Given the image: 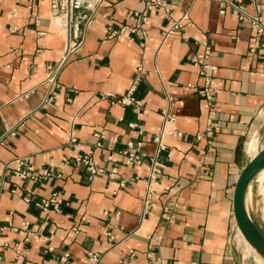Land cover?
Returning a JSON list of instances; mask_svg holds the SVG:
<instances>
[{
  "label": "crops",
  "instance_id": "0c3cea01",
  "mask_svg": "<svg viewBox=\"0 0 264 264\" xmlns=\"http://www.w3.org/2000/svg\"><path fill=\"white\" fill-rule=\"evenodd\" d=\"M146 1H104L64 61L66 36L49 0H0V264H90L89 253L96 264H239L234 189L264 147V47L250 51L255 30L215 0H168L175 16L192 18L168 36L164 13ZM135 10L148 15L145 35L108 36L131 26ZM260 11L264 20V0ZM204 42L213 49L208 79L195 64ZM207 84L209 108L199 92ZM130 90L139 107L116 102ZM165 109L174 120L164 125ZM163 126L172 133L159 151ZM130 144L145 153L140 165L125 153ZM89 151L104 169L92 177L74 164ZM23 156L33 173L55 174L19 177L14 159ZM151 158L161 173L146 212ZM53 193L63 199L58 210L37 205Z\"/></svg>",
  "mask_w": 264,
  "mask_h": 264
},
{
  "label": "built area",
  "instance_id": "2783aa9c",
  "mask_svg": "<svg viewBox=\"0 0 264 264\" xmlns=\"http://www.w3.org/2000/svg\"><path fill=\"white\" fill-rule=\"evenodd\" d=\"M50 1V11H51V20L59 25L65 33L66 36V45L64 49V61L69 59L72 55L77 53L84 44L86 37V30L95 20L97 9L102 3L106 0H49ZM219 5V12L225 13L228 7H232L236 11V15L239 20L247 22L256 32V41L250 45V51H256L257 45L264 47V20L262 19L261 13V0H251L254 5V11L250 12L247 10V7L243 0H215ZM152 7L160 8L165 15V18L168 20V27L164 29V35L168 36L174 30H182L185 26L192 23V18L189 12L186 10L180 16H175L174 11H172L168 0H147L146 8L150 9ZM80 14V15H79ZM132 20V25L121 27L118 30L111 31L108 36L119 35L122 30L125 28L130 29L133 33L137 35H145V31L141 29V24L146 22L148 15L146 11H133L130 15ZM203 52L197 58L195 64L199 67L200 74L205 76L206 79L209 77V70H212L214 67L207 63V58L212 54V45L204 42L203 43ZM138 76L134 83H137L139 75L143 72L142 65L138 67ZM55 85V76L51 77V87ZM52 88L50 89L51 92ZM211 90L212 88L207 85L199 89V92L207 99L205 101V107H210L211 105ZM54 92L50 93L46 97V101H50L53 97ZM117 103L124 105H134L139 107L141 101L136 99L130 90L126 95L119 97L116 100ZM164 115V125L167 121L174 120V114L169 110H163ZM213 122H209V125H212ZM210 133V130L208 131ZM164 133H172L168 131L163 126L154 136V140L158 144V150L165 148L164 143L162 142V135ZM179 134V132L177 133ZM99 135V133H96ZM102 136V135H100ZM115 139V137L113 138ZM131 150H126L125 153L128 155L129 160L135 165H140L145 157V153L142 152L138 147H133L130 144ZM16 163L14 172L19 177H32L34 179L39 177H47L54 175L55 173L49 169H43L42 173H33L28 167L27 156L17 157L14 159ZM68 161H64L62 165L67 164ZM74 164L79 165L83 164L86 166L87 170L90 172V176H94L98 173L104 172V169L97 166V164L92 159L91 151L86 152L84 155L76 157ZM110 176L113 178L118 177V172L116 166L110 169ZM161 169L158 167L154 158H151V167L146 184V194L144 198V208L147 212L151 206L152 199L155 195V184L158 182L160 177ZM206 173V172H205ZM124 181L122 180L121 185L124 186ZM27 201L30 199L25 197ZM63 199L59 196L58 193H53L50 197L43 198L37 203L42 209L53 208L58 210L62 204ZM28 225V222L24 221L22 226L25 228ZM79 227L74 226V232H78ZM7 245V243H3ZM90 264H96L99 261V256L96 253H89Z\"/></svg>",
  "mask_w": 264,
  "mask_h": 264
},
{
  "label": "water",
  "instance_id": "95a60500",
  "mask_svg": "<svg viewBox=\"0 0 264 264\" xmlns=\"http://www.w3.org/2000/svg\"><path fill=\"white\" fill-rule=\"evenodd\" d=\"M264 168V147L242 169L234 189L233 209L236 224L245 237L264 252V228L249 215L245 205V194L249 183Z\"/></svg>",
  "mask_w": 264,
  "mask_h": 264
},
{
  "label": "rangeland",
  "instance_id": "374dc122",
  "mask_svg": "<svg viewBox=\"0 0 264 264\" xmlns=\"http://www.w3.org/2000/svg\"><path fill=\"white\" fill-rule=\"evenodd\" d=\"M264 132V131H263ZM264 138V134L263 137ZM251 202L252 217L264 226V171L258 174L248 185ZM237 224L233 236L234 254L239 264H264L260 258L253 253L244 255L243 244H239L235 238Z\"/></svg>",
  "mask_w": 264,
  "mask_h": 264
},
{
  "label": "bare ground",
  "instance_id": "6f19581e",
  "mask_svg": "<svg viewBox=\"0 0 264 264\" xmlns=\"http://www.w3.org/2000/svg\"><path fill=\"white\" fill-rule=\"evenodd\" d=\"M257 148V141L254 140L250 143V149L252 151H256ZM251 183V182H250ZM249 183V186H250ZM245 205H246V210L249 215H251V202H250V193L247 187L246 194H245ZM261 224V223H260ZM261 226L264 228V226L261 224ZM235 238L239 244H243V251L244 255H248L249 253L256 254L260 260L264 263V252L259 250L255 245H253L242 233L241 229L237 225L236 233H235Z\"/></svg>",
  "mask_w": 264,
  "mask_h": 264
}]
</instances>
